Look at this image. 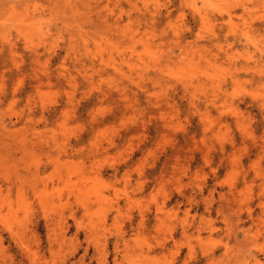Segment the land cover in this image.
Wrapping results in <instances>:
<instances>
[{
  "label": "rangeland",
  "instance_id": "1",
  "mask_svg": "<svg viewBox=\"0 0 264 264\" xmlns=\"http://www.w3.org/2000/svg\"><path fill=\"white\" fill-rule=\"evenodd\" d=\"M0 264H264V0H0Z\"/></svg>",
  "mask_w": 264,
  "mask_h": 264
},
{
  "label": "bare ground",
  "instance_id": "2",
  "mask_svg": "<svg viewBox=\"0 0 264 264\" xmlns=\"http://www.w3.org/2000/svg\"><path fill=\"white\" fill-rule=\"evenodd\" d=\"M198 73V72H197Z\"/></svg>",
  "mask_w": 264,
  "mask_h": 264
}]
</instances>
